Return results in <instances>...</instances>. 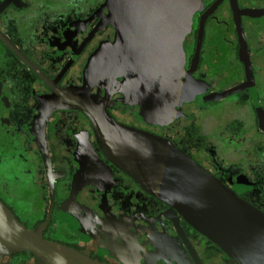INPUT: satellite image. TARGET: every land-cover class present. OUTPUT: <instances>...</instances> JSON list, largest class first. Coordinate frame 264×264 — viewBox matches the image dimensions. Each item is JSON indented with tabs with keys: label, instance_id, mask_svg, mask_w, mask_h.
Listing matches in <instances>:
<instances>
[{
	"label": "flooded vegetation",
	"instance_id": "obj_1",
	"mask_svg": "<svg viewBox=\"0 0 264 264\" xmlns=\"http://www.w3.org/2000/svg\"><path fill=\"white\" fill-rule=\"evenodd\" d=\"M36 71L107 97L115 122L171 142L264 213V0H0L1 203L101 264H237L113 165Z\"/></svg>",
	"mask_w": 264,
	"mask_h": 264
},
{
	"label": "water",
	"instance_id": "obj_2",
	"mask_svg": "<svg viewBox=\"0 0 264 264\" xmlns=\"http://www.w3.org/2000/svg\"><path fill=\"white\" fill-rule=\"evenodd\" d=\"M235 22L241 59L246 60L240 22ZM246 71L251 82L250 68ZM36 72L63 106L88 118L105 157L145 192L177 211L237 264H264V213L237 197L171 142L115 122L106 112L107 97L97 103L87 94H69ZM244 87L239 85L213 93L206 98L207 103ZM258 115L264 131L263 113ZM47 221L27 229L0 201V258L29 252L36 260L34 264H101L70 247L44 239L42 231Z\"/></svg>",
	"mask_w": 264,
	"mask_h": 264
},
{
	"label": "rangeland",
	"instance_id": "obj_3",
	"mask_svg": "<svg viewBox=\"0 0 264 264\" xmlns=\"http://www.w3.org/2000/svg\"><path fill=\"white\" fill-rule=\"evenodd\" d=\"M212 111L215 112V113H217L218 109H213Z\"/></svg>",
	"mask_w": 264,
	"mask_h": 264
}]
</instances>
